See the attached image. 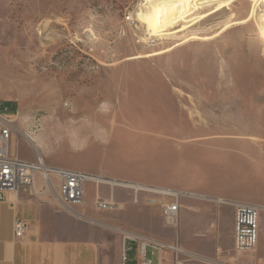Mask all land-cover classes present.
<instances>
[{"label":"rangeland","instance_id":"obj_1","mask_svg":"<svg viewBox=\"0 0 264 264\" xmlns=\"http://www.w3.org/2000/svg\"><path fill=\"white\" fill-rule=\"evenodd\" d=\"M147 1L0 0V109L18 111L12 157L170 189L173 170L202 168L188 157L229 135L237 166L250 152L251 172L264 170L263 5L251 15L255 0L209 4L150 37L137 18ZM255 194L259 228L264 190ZM96 196L107 187L86 183L84 207L105 230L170 242L145 197L134 204L115 188L118 208L97 212ZM125 255L131 264L129 243Z\"/></svg>","mask_w":264,"mask_h":264},{"label":"crops","instance_id":"obj_2","mask_svg":"<svg viewBox=\"0 0 264 264\" xmlns=\"http://www.w3.org/2000/svg\"><path fill=\"white\" fill-rule=\"evenodd\" d=\"M213 138H219L217 141L222 144L208 145L201 151L203 156L188 157L206 160L205 166L190 168L185 173L173 170L170 189L180 192L181 197L178 223L169 243L184 252L181 264H264L262 237L251 252L237 254L233 245L235 208L239 204L256 205L253 194L264 190V170L251 172L250 163L255 155L251 157L250 152L246 153L244 167H240V161L237 166L239 157L234 161L228 151L230 155L239 154L232 146L223 144L233 140V136ZM209 139L205 137V141H212ZM37 181L36 193L20 190L17 196L5 192L1 197L0 264H121L122 249L125 255L127 243L133 255L131 264H136V243L96 224L97 216L86 210L84 203L75 211L86 220L64 212L42 191L38 178ZM16 220L25 225L19 239L13 232ZM260 231L264 233L263 223L259 225ZM145 234L139 233L156 239ZM145 257L156 264L152 249L146 248ZM163 259L165 264H171L168 254Z\"/></svg>","mask_w":264,"mask_h":264},{"label":"built area","instance_id":"obj_3","mask_svg":"<svg viewBox=\"0 0 264 264\" xmlns=\"http://www.w3.org/2000/svg\"><path fill=\"white\" fill-rule=\"evenodd\" d=\"M17 115L18 111L11 103L0 109V196L2 197L5 192H11L14 196H17L20 190H30L36 193L35 184L38 178L42 191L54 199L64 212L83 219L84 217L77 213L75 208L84 203L85 184H99L92 180L93 175L91 174L47 166L38 156L34 162L12 157L9 149L11 135L14 130L11 118L17 117ZM113 181L115 183L105 185L107 187V197L96 196L94 198L92 207L95 211L108 212L117 209L118 206L114 201V191L115 188H119L131 193L134 204H138L140 197H145V204L158 206L166 226L173 228L177 225L180 192L133 182ZM258 221L259 208L257 206L252 204H239L236 206L233 236L235 253H246L255 249L259 233ZM24 231L25 225L16 220L13 227L14 237L19 239L23 236ZM123 237L137 245L136 264H152L145 257L146 248H150L156 253V264H165L164 254L169 255L171 264H181L184 261V252L173 243H164L153 238L130 233H124ZM125 261L122 249L120 262L124 264Z\"/></svg>","mask_w":264,"mask_h":264},{"label":"bare ground","instance_id":"obj_4","mask_svg":"<svg viewBox=\"0 0 264 264\" xmlns=\"http://www.w3.org/2000/svg\"><path fill=\"white\" fill-rule=\"evenodd\" d=\"M232 1L234 0H150L146 2L143 9L139 10L140 12L137 18L143 25L147 35L150 37H159L174 24L185 20L186 15L192 9H199L209 4H215L216 10H219L227 7ZM257 3L262 4L264 7V0H255L251 15H253L254 6L257 5ZM261 22L263 26L260 30V34L264 40V9ZM31 142L35 143V141ZM33 148H35V146ZM38 157L41 159L39 155ZM41 160L43 161V159ZM92 180L98 184L104 185L115 183L113 180L97 176H92Z\"/></svg>","mask_w":264,"mask_h":264},{"label":"water","instance_id":"obj_5","mask_svg":"<svg viewBox=\"0 0 264 264\" xmlns=\"http://www.w3.org/2000/svg\"><path fill=\"white\" fill-rule=\"evenodd\" d=\"M0 200H1V196H0Z\"/></svg>","mask_w":264,"mask_h":264}]
</instances>
